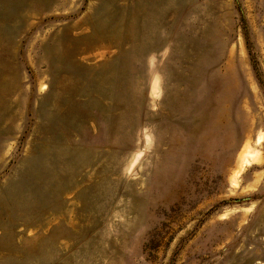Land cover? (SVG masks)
<instances>
[{
    "label": "rangeland",
    "instance_id": "rangeland-1",
    "mask_svg": "<svg viewBox=\"0 0 264 264\" xmlns=\"http://www.w3.org/2000/svg\"><path fill=\"white\" fill-rule=\"evenodd\" d=\"M0 264H264V0H0Z\"/></svg>",
    "mask_w": 264,
    "mask_h": 264
},
{
    "label": "bare ground",
    "instance_id": "bare-ground-1",
    "mask_svg": "<svg viewBox=\"0 0 264 264\" xmlns=\"http://www.w3.org/2000/svg\"><path fill=\"white\" fill-rule=\"evenodd\" d=\"M247 161V160H246ZM248 164V163H247ZM247 164H245V165H247ZM249 165V164H248ZM243 166V165H242Z\"/></svg>",
    "mask_w": 264,
    "mask_h": 264
}]
</instances>
